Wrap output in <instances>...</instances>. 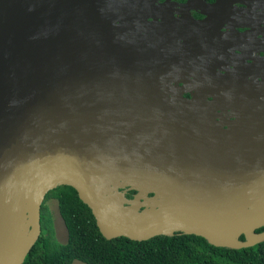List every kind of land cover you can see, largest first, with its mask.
Here are the masks:
<instances>
[{
    "label": "water",
    "instance_id": "water-1",
    "mask_svg": "<svg viewBox=\"0 0 264 264\" xmlns=\"http://www.w3.org/2000/svg\"><path fill=\"white\" fill-rule=\"evenodd\" d=\"M104 1L0 0V264L24 263L61 185L106 239L264 242V70L189 81Z\"/></svg>",
    "mask_w": 264,
    "mask_h": 264
},
{
    "label": "flooded vegetation",
    "instance_id": "flooded-vegetation-1",
    "mask_svg": "<svg viewBox=\"0 0 264 264\" xmlns=\"http://www.w3.org/2000/svg\"><path fill=\"white\" fill-rule=\"evenodd\" d=\"M104 3L106 11L116 5L114 0ZM122 7L128 27L152 36L160 51L173 54L171 67L179 65L189 81L226 74L235 64L245 66L239 81L262 80L246 71L264 70V0H123ZM179 84L190 97V84ZM257 92L262 97L264 90Z\"/></svg>",
    "mask_w": 264,
    "mask_h": 264
},
{
    "label": "trees",
    "instance_id": "trees-1",
    "mask_svg": "<svg viewBox=\"0 0 264 264\" xmlns=\"http://www.w3.org/2000/svg\"><path fill=\"white\" fill-rule=\"evenodd\" d=\"M52 196L68 231L65 243L52 240L53 220L45 205ZM41 225V236L23 264H72L76 259L86 264H264V242L247 248L218 247L194 234L158 235L144 241L124 236L106 239L89 206L69 185L48 192Z\"/></svg>",
    "mask_w": 264,
    "mask_h": 264
},
{
    "label": "rangeland",
    "instance_id": "rangeland-1",
    "mask_svg": "<svg viewBox=\"0 0 264 264\" xmlns=\"http://www.w3.org/2000/svg\"><path fill=\"white\" fill-rule=\"evenodd\" d=\"M47 209L50 211L53 220V237L52 240L65 243L68 240V231L65 222L60 214L58 200L56 198L49 197L45 201ZM72 264H86L80 260H74Z\"/></svg>",
    "mask_w": 264,
    "mask_h": 264
}]
</instances>
